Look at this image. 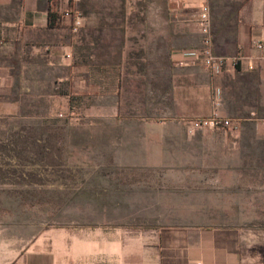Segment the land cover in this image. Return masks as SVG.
<instances>
[{
	"label": "crops",
	"instance_id": "0c3cea01",
	"mask_svg": "<svg viewBox=\"0 0 264 264\" xmlns=\"http://www.w3.org/2000/svg\"><path fill=\"white\" fill-rule=\"evenodd\" d=\"M202 4L211 53L223 60L214 74L197 58ZM103 52L120 58L116 65L164 56L171 68L213 77L221 118L237 124L231 147L255 169L250 191L263 200L264 0H0L1 125L42 124L51 88L65 82L67 71L83 70L86 55ZM22 168L0 160V264H264V206L251 208L262 218L249 227L131 224L140 206L131 212L124 179L90 176L59 182L85 210L50 224L47 204L36 210L34 200L49 193L48 181L12 172Z\"/></svg>",
	"mask_w": 264,
	"mask_h": 264
},
{
	"label": "rangeland",
	"instance_id": "374dc122",
	"mask_svg": "<svg viewBox=\"0 0 264 264\" xmlns=\"http://www.w3.org/2000/svg\"><path fill=\"white\" fill-rule=\"evenodd\" d=\"M117 60L104 52L92 60L86 55L83 70L67 71L65 82L50 90L42 124L18 121L11 130L0 123V160L24 167L12 172L49 182L44 198L34 194L35 209L46 203L50 224L72 219L85 209L80 199H67L73 195L59 182L106 176L124 179L131 212L139 204L131 224L259 223L262 217L250 212L264 206V197L255 200L250 191L255 169L231 147L237 124H195L228 120L213 96V77L171 68L164 56Z\"/></svg>",
	"mask_w": 264,
	"mask_h": 264
},
{
	"label": "built area",
	"instance_id": "2783aa9c",
	"mask_svg": "<svg viewBox=\"0 0 264 264\" xmlns=\"http://www.w3.org/2000/svg\"><path fill=\"white\" fill-rule=\"evenodd\" d=\"M61 15L66 18H72V15L67 10L60 11ZM196 29L197 32L202 36V45L198 50V56L201 57L204 67L210 72H217L221 69L223 65V60L219 57L214 56L210 50V41H209V28H210V18L208 7L206 4H202L196 14ZM75 27H79V21L75 18L72 22L73 30ZM233 122L228 120H197L195 122L196 126L209 125L210 127H221L229 128L233 125V129L236 128Z\"/></svg>",
	"mask_w": 264,
	"mask_h": 264
}]
</instances>
